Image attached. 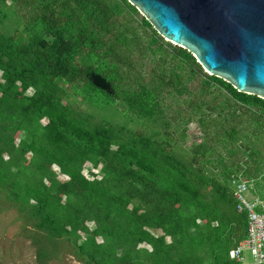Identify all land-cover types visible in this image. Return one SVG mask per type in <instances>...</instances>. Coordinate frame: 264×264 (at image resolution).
Instances as JSON below:
<instances>
[{"label":"trees","instance_id":"trees-1","mask_svg":"<svg viewBox=\"0 0 264 264\" xmlns=\"http://www.w3.org/2000/svg\"><path fill=\"white\" fill-rule=\"evenodd\" d=\"M13 5L29 19L24 35L0 33V178L37 228L71 240L87 264H239L229 252L245 239L247 216L236 211L231 177L262 172L255 144L264 143V100L208 75L143 16L151 38L134 33L133 48L120 18L140 13L128 0H0L1 22ZM144 58L149 75L138 68ZM94 73L113 95L93 85ZM195 80L211 99L188 105L220 120L201 118L202 142L180 157L166 99L190 95ZM79 95L119 102L152 130L93 123L71 107Z\"/></svg>","mask_w":264,"mask_h":264},{"label":"rangeland","instance_id":"rangeland-1","mask_svg":"<svg viewBox=\"0 0 264 264\" xmlns=\"http://www.w3.org/2000/svg\"><path fill=\"white\" fill-rule=\"evenodd\" d=\"M5 12L7 18L2 22L0 21V33L16 36L24 35V28L29 19L26 18V11L20 9L17 5H13L5 9ZM141 21V14L132 16L129 13H125L120 18L124 28L129 29L127 34L130 40L129 43L133 48L136 46L134 33H137L139 40L144 44H147L151 38L152 30H147L142 26ZM81 61L82 58L80 57L78 62ZM138 68L144 74L149 75L152 69L151 60L149 58L142 59V64ZM199 83V80H195L193 84H188L192 91L190 95L181 98L173 94L166 99L169 115L172 117L170 129L174 133L175 153L180 157H183L184 153L188 154L195 145L202 142L204 133L203 127L199 123L201 118L220 120L216 113L210 115L209 112H206L207 108L198 110L196 105L192 106V108V104L188 105L193 99L201 98L203 102L211 99L208 96L200 97L198 94ZM214 93L216 97L220 94L218 91ZM72 99L71 107L90 115L93 123L126 125L133 131L146 134L152 130L150 124L135 120V116L128 113L127 108L118 104L119 102L115 105L116 107H104L101 99H99V103L95 104H91L80 95L76 96V98L73 96ZM216 100L222 101L223 97ZM240 128L246 132L252 129L247 120H244ZM212 131L216 133L218 128L213 127ZM184 133L187 136L185 139L183 138ZM19 135L20 133H17L15 136L14 140L16 143H18ZM255 149L264 160V143L259 141V143L255 144ZM4 155L8 158L5 153ZM30 158L31 155L28 154L24 164H28ZM40 168L59 172L57 166L42 165ZM96 172L97 170L88 165L85 173L88 177H91ZM60 180L63 181V178L61 177ZM2 182L3 180L0 178V264H87L71 240L51 238L47 232L37 228V220L29 214L30 207L16 202L10 196V186H3ZM64 190V186H61L58 190L59 194L62 195ZM207 191H210V189ZM260 196L264 198L262 193H260ZM88 225L91 229L94 227L92 222H89ZM170 241L169 238L168 242ZM99 242H102V240L99 239ZM247 259L248 262L252 261L250 254H247Z\"/></svg>","mask_w":264,"mask_h":264},{"label":"water","instance_id":"water-1","mask_svg":"<svg viewBox=\"0 0 264 264\" xmlns=\"http://www.w3.org/2000/svg\"><path fill=\"white\" fill-rule=\"evenodd\" d=\"M169 43L210 76L264 100V0H128ZM96 88L114 94L92 74Z\"/></svg>","mask_w":264,"mask_h":264},{"label":"built area","instance_id":"built-area-1","mask_svg":"<svg viewBox=\"0 0 264 264\" xmlns=\"http://www.w3.org/2000/svg\"><path fill=\"white\" fill-rule=\"evenodd\" d=\"M231 188L236 211L247 216V235L229 252L231 260L239 264H264V167L259 177L241 173L231 177ZM247 254L252 261L248 262Z\"/></svg>","mask_w":264,"mask_h":264}]
</instances>
